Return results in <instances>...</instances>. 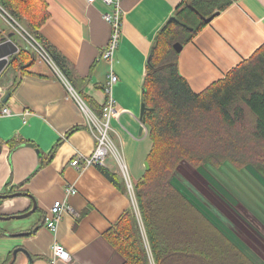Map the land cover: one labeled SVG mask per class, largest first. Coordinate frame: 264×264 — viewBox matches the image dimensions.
<instances>
[{
  "label": "crops",
  "instance_id": "1",
  "mask_svg": "<svg viewBox=\"0 0 264 264\" xmlns=\"http://www.w3.org/2000/svg\"><path fill=\"white\" fill-rule=\"evenodd\" d=\"M185 1L121 0L120 40L108 61L101 58L111 34L103 15L111 8L100 0L90 4L85 0H44L49 18L38 31L41 45L61 78L88 102L82 100L89 115L97 116L106 103L109 75L117 78L110 94L119 114L110 121V135L132 185L143 175L151 148L139 126L150 49L157 33ZM227 1L229 5L214 9L212 19L178 53V73L193 93L223 79L264 44V0ZM202 7L209 10L210 5ZM11 32L0 18V37ZM14 37L17 49L28 48L34 60L24 72L7 63L0 73V110H10L9 116L0 115V196L23 195L0 200V216L23 215L33 202L36 207L26 217L0 220V264H52L54 242L70 257V261L56 264H122L103 238L124 210H134L118 165L110 156L104 170L119 186L102 167L77 170L70 165L72 159H82L96 147L88 117L55 71L39 61L22 38ZM247 168L251 167L243 171ZM193 172L206 176V183L196 175L194 179L191 172L188 182L175 177L177 189L247 259L264 264V180L248 172L254 183L240 182L235 194L211 169ZM68 187L74 190L71 195L65 192ZM56 201L68 203L72 212L62 216L52 234L42 221Z\"/></svg>",
  "mask_w": 264,
  "mask_h": 264
},
{
  "label": "trees",
  "instance_id": "2",
  "mask_svg": "<svg viewBox=\"0 0 264 264\" xmlns=\"http://www.w3.org/2000/svg\"><path fill=\"white\" fill-rule=\"evenodd\" d=\"M229 3L186 0L176 21H168L154 38L141 95V123L151 143L148 169L132 186L136 210H124L103 235L122 264H253L174 185L182 164L193 170L226 163L237 170L251 167L264 180V44L198 94L178 73L173 50L174 43L183 46L206 25L201 17ZM0 6L43 44L38 31L49 18L44 0H0ZM33 60L25 47L9 57L8 65L24 72Z\"/></svg>",
  "mask_w": 264,
  "mask_h": 264
},
{
  "label": "built area",
  "instance_id": "3",
  "mask_svg": "<svg viewBox=\"0 0 264 264\" xmlns=\"http://www.w3.org/2000/svg\"><path fill=\"white\" fill-rule=\"evenodd\" d=\"M96 0H85L86 3L90 4ZM104 3L107 7L111 8L110 12H106L103 15V20L107 22L111 28V34L108 41V44L104 48L101 58L103 60H112V55L118 48V43L120 40L121 35V7L120 1L121 0H100ZM0 18L10 27L11 31L16 35L19 36L26 42V45L33 51L35 57L39 61L45 62L48 66H50L56 73V75L65 83L66 88L68 89L70 96L72 99L75 100L76 104L78 105L79 110L84 112L88 117V126L90 129L91 134L96 139V147L92 151V153L88 156L75 157L70 162V165L77 170L84 169L90 166H99V167H106V158L113 157L116 161L118 168L120 170L121 175L123 176V180L127 187V191L132 192V183L127 175V168L122 160V156L120 155L118 149L116 148L115 144L113 143L110 134V121L114 117H117L119 114L118 107L114 99L110 94L111 86L116 82L117 78L114 74H110L106 86L105 92L108 95L107 101L102 107L101 115L93 116L89 115L88 110L86 109L82 100L78 97V95L72 90L69 84L65 81V79L55 68L54 63L51 60L50 55L44 49V47L33 37L31 36L23 26H21L13 17H11L7 11H5L0 6ZM1 116H9L10 110L8 108H2L0 110ZM139 126L144 131V136L147 135L146 127L139 121ZM82 160V161H81ZM66 194L71 195L74 190L72 187H68L66 189ZM134 202V200H133ZM134 208L136 210L135 202ZM72 209L65 201H56L51 208L49 209L48 213L44 217L42 223L45 229H47L50 233L56 234L58 225L62 219V216L67 213H71ZM51 253H52V264H56L57 261L68 262L70 261L69 255L66 251L56 242H54L51 246Z\"/></svg>",
  "mask_w": 264,
  "mask_h": 264
},
{
  "label": "rangeland",
  "instance_id": "4",
  "mask_svg": "<svg viewBox=\"0 0 264 264\" xmlns=\"http://www.w3.org/2000/svg\"><path fill=\"white\" fill-rule=\"evenodd\" d=\"M25 28V27H24ZM15 38V37H13ZM109 136L111 137V135L109 134ZM150 143V142H149ZM187 165L182 164L180 166V168H178V171L175 174L176 179H180L183 182H188L187 179L190 178V174L192 172V176L195 179V175L201 178H204L203 183H206L207 181V177L204 176L202 173L200 172H193V169H189L186 167ZM204 170V169H203ZM205 171V170H204ZM212 174L214 175V177L220 181L224 186H228L231 187L232 190L231 192L237 194L238 192V188L240 186V182H243L245 184L248 183H254L251 180L250 175H255L258 179L259 176L256 174V171L252 168H247L246 171L243 170H237L236 168L232 167L230 164L226 163L223 166H221L219 169H211ZM249 172V174H248ZM122 176V175H121ZM130 176V175H129ZM123 177V176H122ZM131 177V176H130ZM129 177V178H130ZM187 178V179H186ZM261 181V180H259ZM195 182V181H194ZM134 185V184H133ZM132 185V186H133ZM133 190V188H132ZM129 195L132 197V200H134V195H133V191L129 192ZM263 199V197H262ZM135 202V200H134Z\"/></svg>",
  "mask_w": 264,
  "mask_h": 264
},
{
  "label": "water",
  "instance_id": "5",
  "mask_svg": "<svg viewBox=\"0 0 264 264\" xmlns=\"http://www.w3.org/2000/svg\"><path fill=\"white\" fill-rule=\"evenodd\" d=\"M202 19H203V21L205 23H208L212 19V16L209 17V18H206V19L205 18H202ZM169 21H176V19L174 17H172V18L169 19ZM13 37H14V33L13 32L8 33V34H4L3 36L0 37V73L2 72V70L7 65L8 57L12 56L13 54L17 53V51H18L17 46L12 41ZM181 49H182V45L181 44L174 43L173 50H174L175 53H180ZM7 98H8V95L6 96L5 99H7ZM4 102H5V100H4ZM143 111H144V105L142 104L141 105V109H140V116H139V120L140 121H141V116H142ZM144 167H145L146 170L148 169V163L147 162L144 163ZM15 196H23V195L22 194H15V195H9V196H0V200L7 199V198H12V197H15ZM25 196H28V195H25ZM35 207H36V205L33 202L32 203V209L29 212L24 213L23 215L11 216V217H1L0 216V220L19 219V218L26 217L29 214L34 212Z\"/></svg>",
  "mask_w": 264,
  "mask_h": 264
}]
</instances>
